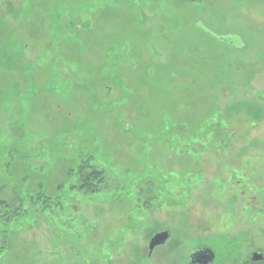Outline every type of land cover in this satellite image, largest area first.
I'll use <instances>...</instances> for the list:
<instances>
[{
    "label": "rangeland",
    "instance_id": "obj_1",
    "mask_svg": "<svg viewBox=\"0 0 264 264\" xmlns=\"http://www.w3.org/2000/svg\"><path fill=\"white\" fill-rule=\"evenodd\" d=\"M88 158L114 199L66 193ZM62 194L66 237L32 203ZM1 202L33 215L0 222V264L264 248V0H0Z\"/></svg>",
    "mask_w": 264,
    "mask_h": 264
},
{
    "label": "trees",
    "instance_id": "obj_2",
    "mask_svg": "<svg viewBox=\"0 0 264 264\" xmlns=\"http://www.w3.org/2000/svg\"><path fill=\"white\" fill-rule=\"evenodd\" d=\"M94 162L95 161L92 158H88L87 160H85L81 164L82 166L80 168L72 170V172H71L72 181L70 180V183L68 184L69 188L67 189V192H66V193H68L69 197L72 196L71 199H73V197H75V196H78V198H80V199L82 197L84 200L88 197L91 198L92 196H97L98 198L103 197V196H106V197L110 196L111 198H113V194L111 192L113 190H116V189L115 188L110 189L109 184H108L109 180L104 173L105 171H103L102 169L97 170L98 167L95 166V164L93 165ZM106 174L108 175L107 172H106ZM75 178H76V181H75ZM74 181H75V183H73ZM168 189L169 190L165 189V190L161 191L159 194H157L158 197L159 198H160V196L163 197L168 192L172 193V190H170L172 188L169 187ZM103 193H106V194L103 195ZM60 197L59 198H50L47 196V198H44V200L43 199H41V200L37 199V200H33L32 203H33V205H35L36 212L42 218H44V220H47L48 222H51L55 225L58 222L57 220L68 219V218L70 220V217H71V211H70L71 205L70 206L67 205V203H69L67 195L64 194L63 197H61V198ZM154 198L145 197L143 202L145 204H147L148 206H150V205H152L153 201L155 200ZM62 199H64V200H62ZM84 200H81V201H84ZM31 216H30V212H29V206H26V210L23 212V211H21V209L15 210L14 208L11 207V204H9L7 202H1L0 203V217L2 218V221L0 220V222L2 223L1 225L5 226V227L19 223V221H20L19 219L21 217H22V219L24 217V220H26ZM58 216H59V218L57 219L56 217H58ZM56 227H57L59 232L61 231L62 233H65V237L67 235L69 236L71 231H72L71 228L63 229L59 225ZM74 236L77 237V235H75V234H74ZM207 247H209V246H207ZM3 248H4L3 246L0 247V261L3 258L4 252H5ZM198 248H200V247L195 246V247L191 248L189 255L193 251L197 250ZM210 248H212V246H210Z\"/></svg>",
    "mask_w": 264,
    "mask_h": 264
},
{
    "label": "flooded vegetation",
    "instance_id": "obj_3",
    "mask_svg": "<svg viewBox=\"0 0 264 264\" xmlns=\"http://www.w3.org/2000/svg\"><path fill=\"white\" fill-rule=\"evenodd\" d=\"M246 196V194H244ZM255 199V197H253ZM243 198L242 200H244ZM250 211V210H249ZM254 223V222H252ZM251 224V222H248V225ZM245 230L241 231V233L237 236H235L231 241H233L232 245L234 247L232 254H230L228 260H232L233 262L240 261L242 264H264V248H255L251 252H246V249L250 248L251 242L249 241L246 243V236H247V226H244ZM248 229L251 230L250 225L248 226ZM243 232V233H242ZM251 232V231H250ZM200 248H210V247H200ZM198 248V249H200ZM212 249V248H210ZM215 252V261L211 264H218L219 263V255L217 252L212 249ZM191 255V254H190ZM190 255L188 258V264H190Z\"/></svg>",
    "mask_w": 264,
    "mask_h": 264
},
{
    "label": "water",
    "instance_id": "obj_4",
    "mask_svg": "<svg viewBox=\"0 0 264 264\" xmlns=\"http://www.w3.org/2000/svg\"><path fill=\"white\" fill-rule=\"evenodd\" d=\"M170 237L169 231H162L154 235L149 243L150 254H152L157 247L165 245ZM215 257V252L212 249L200 248L191 253L190 264H211L215 261Z\"/></svg>",
    "mask_w": 264,
    "mask_h": 264
}]
</instances>
